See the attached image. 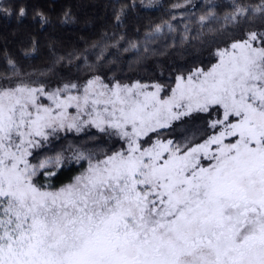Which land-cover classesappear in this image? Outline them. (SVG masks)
<instances>
[{
	"label": "snow or ice",
	"instance_id": "6c2138e0",
	"mask_svg": "<svg viewBox=\"0 0 264 264\" xmlns=\"http://www.w3.org/2000/svg\"><path fill=\"white\" fill-rule=\"evenodd\" d=\"M257 14L264 2L234 4L225 22ZM215 57L170 90L99 75L0 87V264H264V32ZM192 113L215 114L206 139L159 138ZM86 128L120 146L75 152L86 166L55 186L63 158L33 163L34 149Z\"/></svg>",
	"mask_w": 264,
	"mask_h": 264
},
{
	"label": "trees",
	"instance_id": "16d2710c",
	"mask_svg": "<svg viewBox=\"0 0 264 264\" xmlns=\"http://www.w3.org/2000/svg\"><path fill=\"white\" fill-rule=\"evenodd\" d=\"M262 2L0 0V6L13 11L12 15L0 12V87L23 82L54 90L66 83L82 85L99 75L106 81L115 78L128 84H161L170 90L177 75L215 63L218 47L248 31L264 32L259 14L225 22L234 4L254 9ZM19 7L26 9V16H18ZM38 12L46 22H41ZM201 116L196 113L175 121L159 130V138L175 144L202 142L211 129L207 115ZM152 135L155 138L156 134ZM119 146V141L95 128L61 130L34 149L32 162L62 157L63 167L52 178L59 186L86 166L84 161L71 159L75 152Z\"/></svg>",
	"mask_w": 264,
	"mask_h": 264
},
{
	"label": "rangeland",
	"instance_id": "374dc122",
	"mask_svg": "<svg viewBox=\"0 0 264 264\" xmlns=\"http://www.w3.org/2000/svg\"><path fill=\"white\" fill-rule=\"evenodd\" d=\"M192 114H196V113H192ZM197 114L202 115L200 118H203L204 115H205V114H203V113H197ZM206 115H207V114H206ZM183 118H186V117H182L181 119H183ZM207 118H208V120H209V118H215V114H213L212 117H209V116L207 115ZM178 121H179V120H178ZM173 123H175V121H174Z\"/></svg>",
	"mask_w": 264,
	"mask_h": 264
}]
</instances>
